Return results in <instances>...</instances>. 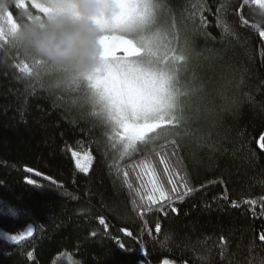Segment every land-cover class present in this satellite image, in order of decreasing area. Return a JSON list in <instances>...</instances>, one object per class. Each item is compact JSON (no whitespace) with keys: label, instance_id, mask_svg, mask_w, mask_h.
<instances>
[{"label":"trees","instance_id":"1","mask_svg":"<svg viewBox=\"0 0 264 264\" xmlns=\"http://www.w3.org/2000/svg\"><path fill=\"white\" fill-rule=\"evenodd\" d=\"M17 1L9 8L15 21L39 16ZM160 4L182 45L169 54L185 57L172 63L189 93L180 105L187 118L127 153L112 147L110 130L92 114L99 109L79 73L26 61V76L18 51L0 42V264H264V17L250 0ZM170 141L173 170L199 190L151 205L136 171L150 161L170 189L153 151ZM66 146L91 153L87 173ZM251 199L257 204L243 203ZM28 226L31 236L9 239Z\"/></svg>","mask_w":264,"mask_h":264},{"label":"snow or ice","instance_id":"2","mask_svg":"<svg viewBox=\"0 0 264 264\" xmlns=\"http://www.w3.org/2000/svg\"><path fill=\"white\" fill-rule=\"evenodd\" d=\"M97 2L105 8H110L111 15L106 16L102 12L93 17L101 31L99 44L102 52L100 66L87 77L88 86L93 94L92 99L99 109L92 114L100 117L110 130L112 147L118 149V146H122L123 151L127 153L129 150H136L137 142L145 145L152 142L155 137L149 136V133H154L158 129L163 130V125H179L184 120L183 108L179 101L189 93L186 87H181L178 70L172 62L183 60L185 57L183 55L169 57V52L174 50L164 42L160 32L153 31L157 12L161 7L160 0H97ZM255 2L264 3V0ZM17 7H23V0H18ZM31 7L43 16L67 10L62 0H32ZM35 17L39 19L41 16ZM201 22L203 23V17ZM15 28L16 21L12 12L0 14V42L10 44ZM259 35L264 37V31ZM20 65V71L24 75L33 74V66L25 60H21ZM261 140L264 141V136H261ZM174 143L175 141H170L153 149L160 157V163L164 165L170 189L158 183L157 174L150 161H142L139 165L141 173L149 177L143 186L147 191V201L151 205L159 201L171 202L173 197L183 200L199 190L191 187L187 176L180 174L179 168L173 170L167 149L169 144ZM261 147H264V144ZM65 151L71 153L79 171L88 172L93 160L90 152H79L71 146H66ZM145 160L147 161V157ZM36 175L41 174L37 172ZM124 175L127 177L128 173L125 172ZM28 183L35 184V181L29 180ZM52 183L57 182L52 180ZM222 198L229 199L227 192ZM243 203L256 205L257 200H245ZM260 203L261 214L264 215V196L260 197ZM232 205L240 206L236 201H232ZM160 207L162 209L164 205ZM99 223L105 225V220L100 218ZM122 231L129 237L133 235L130 231L124 229ZM32 232V227L28 226L25 232L10 235L9 239L18 243L31 236ZM116 243L119 248L125 249L126 246L119 239ZM28 258H32L31 252L28 253Z\"/></svg>","mask_w":264,"mask_h":264},{"label":"clouds","instance_id":"3","mask_svg":"<svg viewBox=\"0 0 264 264\" xmlns=\"http://www.w3.org/2000/svg\"><path fill=\"white\" fill-rule=\"evenodd\" d=\"M14 0H0V13H7ZM66 11L53 12L37 19L16 21L10 47L27 62L68 68L79 74L93 72L101 64V31L93 17L111 15L97 0H62ZM257 16L264 17V3H256ZM54 81L53 87H59Z\"/></svg>","mask_w":264,"mask_h":264},{"label":"rangeland","instance_id":"4","mask_svg":"<svg viewBox=\"0 0 264 264\" xmlns=\"http://www.w3.org/2000/svg\"><path fill=\"white\" fill-rule=\"evenodd\" d=\"M29 3L32 4V0H23V7L30 6L29 9L33 10L34 8H32ZM35 13L38 14L39 16H41V13L38 10L35 11ZM0 14H3V13H0ZM153 31H158V32H160L162 34V36L164 37V42L168 45V47L170 49L174 48L177 52H181L182 53V45H181V43L179 41V38L177 36L176 31L174 30V28L172 26L171 18L169 17V11L163 4L158 9L156 22H155V26L153 28ZM172 52H175V51H172ZM169 57H171L170 54H169ZM52 69H54V68H52ZM96 69L93 72H91V73L80 74V78L82 80V84L81 85H83V87L84 88L86 87L85 89H87L86 91H84L85 92V96H87V95L88 96H92L93 95L91 89L88 86L87 77L92 75L96 71ZM56 70H58V68ZM178 77L181 78L182 76H179V74H178ZM186 97L187 96H185V101H186ZM183 100H184V98L179 101L180 105L182 104ZM186 111H187V109H186ZM183 113H185V109L184 108H183ZM185 114H186V118H187V113H185ZM135 179L138 181V184H139V186L141 188V191L144 194L145 200H147V191L145 190L143 185L147 183L149 177L146 176V175H143L141 173V169L139 167V168H137ZM150 187H151V185L149 184L148 185V190L149 191H150ZM161 264H173V262L171 260L165 258L164 260H162Z\"/></svg>","mask_w":264,"mask_h":264}]
</instances>
